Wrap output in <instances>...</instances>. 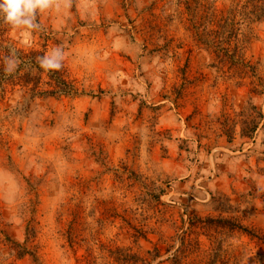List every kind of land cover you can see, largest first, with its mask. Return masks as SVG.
Returning a JSON list of instances; mask_svg holds the SVG:
<instances>
[{
	"label": "rangeland",
	"instance_id": "obj_1",
	"mask_svg": "<svg viewBox=\"0 0 264 264\" xmlns=\"http://www.w3.org/2000/svg\"><path fill=\"white\" fill-rule=\"evenodd\" d=\"M38 17L82 94L0 91V264H264V0Z\"/></svg>",
	"mask_w": 264,
	"mask_h": 264
},
{
	"label": "trees",
	"instance_id": "obj_2",
	"mask_svg": "<svg viewBox=\"0 0 264 264\" xmlns=\"http://www.w3.org/2000/svg\"><path fill=\"white\" fill-rule=\"evenodd\" d=\"M39 23V17L37 16ZM4 26L3 22H0ZM10 27V26H9ZM2 28L0 29V57L9 54L10 49H15L21 61L20 68L12 75H6L3 71V63L0 61V91L4 90L5 85L13 84L18 85L19 82L23 83L22 87L28 86L27 89L31 98L42 96H78L82 94L79 91L76 81L72 79L63 63V68L60 71L45 72L39 68L36 63V58L45 55L44 52L36 50H20L10 43H8L2 36ZM22 72V74L20 73ZM44 74L48 81L45 87H39L41 75ZM22 79V81H20Z\"/></svg>",
	"mask_w": 264,
	"mask_h": 264
},
{
	"label": "clouds",
	"instance_id": "obj_3",
	"mask_svg": "<svg viewBox=\"0 0 264 264\" xmlns=\"http://www.w3.org/2000/svg\"><path fill=\"white\" fill-rule=\"evenodd\" d=\"M51 7L52 0H0V22L14 29L40 30L41 25L37 22V16ZM64 59L63 48L56 46L49 53L38 56L36 63L43 71L53 72L63 68ZM0 61L6 75L14 74L21 65L15 49H10L8 55L0 57Z\"/></svg>",
	"mask_w": 264,
	"mask_h": 264
}]
</instances>
